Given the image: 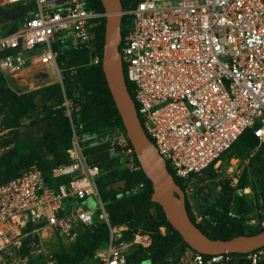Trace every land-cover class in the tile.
<instances>
[{
	"label": "built area",
	"instance_id": "1",
	"mask_svg": "<svg viewBox=\"0 0 264 264\" xmlns=\"http://www.w3.org/2000/svg\"><path fill=\"white\" fill-rule=\"evenodd\" d=\"M7 1H33L35 7L18 28L0 35V75L56 64L67 44L99 61L95 34L107 12L96 0ZM121 31L125 77L142 125L186 192L192 177L210 166L223 176L222 156L247 129L264 143V0H138L123 7ZM63 104L69 116L70 99ZM72 127L69 159L53 167L52 181L33 164L0 183V264H35L21 252L27 234L40 247L37 257L54 264L51 239L70 244L81 228L94 230L103 222L109 234L95 250L97 264H127L136 248L151 246L150 232L130 233L128 224L111 223L98 182L103 171ZM99 144L94 152L107 150L118 168L142 169L122 126L115 124ZM238 181L233 174L231 183ZM144 187L134 181L130 193ZM250 223L264 221L252 217ZM165 264H264V244L213 253L186 246L170 250Z\"/></svg>",
	"mask_w": 264,
	"mask_h": 264
},
{
	"label": "rangeland",
	"instance_id": "2",
	"mask_svg": "<svg viewBox=\"0 0 264 264\" xmlns=\"http://www.w3.org/2000/svg\"><path fill=\"white\" fill-rule=\"evenodd\" d=\"M35 7L33 1L0 0V35L18 28L24 17ZM97 62L92 60L83 50L73 44H67L61 49L56 64H36L19 72L0 75V81L10 86L18 93L27 95V103L31 106L43 105L44 102H61L67 97L71 101V114L67 120L71 126L72 139L77 137L85 147H100V142L106 137L103 135L106 127L90 131L87 123L77 111L82 97L77 91L75 83L76 70L88 68ZM75 74V75H74ZM43 102V103H41ZM58 107V106H57ZM11 120L5 123L6 114L0 112V166L6 164L14 156L18 146V131L24 126L25 109L19 100L8 103ZM42 144L44 151L56 163L66 162L69 151L61 135L43 132ZM40 154L36 151L21 157L17 163L5 170H0V182L18 174L22 169L33 164H39ZM222 177L216 171L209 169L196 174L191 179L185 197L189 202L190 213L193 218L206 231L225 236L239 233L255 232L264 228V224H252L250 220L255 217L257 221H264V148L254 144L248 133L237 140L231 149L223 156L220 163ZM237 174L239 181L233 185L231 176ZM128 190V189H127ZM152 212L155 205L150 206ZM24 227L22 233H27ZM27 234L23 239L30 237ZM74 242V241H73ZM71 242L50 240L49 252H66ZM180 244L174 249H180ZM29 254L37 258L40 252L36 239L32 236L27 241ZM95 257H86L80 264H97ZM137 264H140L139 262Z\"/></svg>",
	"mask_w": 264,
	"mask_h": 264
},
{
	"label": "trees",
	"instance_id": "3",
	"mask_svg": "<svg viewBox=\"0 0 264 264\" xmlns=\"http://www.w3.org/2000/svg\"><path fill=\"white\" fill-rule=\"evenodd\" d=\"M137 1L138 0H122L123 7L133 6ZM95 4L97 8L102 10L105 9L101 0H96ZM105 22L106 19H104L103 25L95 34L100 41V59L96 64H93L88 68L83 67L76 70L75 83L77 82L76 89L82 97L77 114H80L82 119L87 123L90 131L106 127V131L103 133V135L106 136L114 129L115 124H118L123 128L125 127L114 102L102 67V56L105 44ZM76 47L91 56L87 49L78 46ZM126 83L128 85V89L133 95L131 82L126 80ZM15 100H19L20 104L25 109L26 116L22 120L24 126H22L18 131V146L14 156L9 162L0 166V170L2 171L9 168L11 165L17 163L24 155H29L36 151L40 154V161L37 165L43 170L47 179L52 181L50 179L52 169L59 163L50 159L47 152L44 151L42 135L43 132L59 134L61 135L66 147H71L72 132L67 116L64 115L65 107L61 105V102L53 103L47 101L44 103L41 102L43 105L31 106L27 103V95L25 93H18L7 84L0 81V112L3 111V113L6 114L5 123H9L11 120L7 105L9 102ZM245 133L249 134L254 144L260 145V147L264 148V143L259 142V138L255 134L253 128L247 129L239 137V139ZM98 148L93 149L90 147L85 150L86 153L89 154L90 161H92V153ZM97 163L103 171L98 182L102 195L108 199L107 208L110 214L111 223L128 224L130 233L142 228L150 232L152 236L151 246L148 249L142 247L136 248L134 253L129 256L127 264H137L138 262L140 264H144L145 259L147 258L151 259V264H165V255L170 250H173L175 245L180 244V248L190 246L183 239L178 229H176L168 220L162 206L151 199L153 191L152 183L146 176L143 169H141L138 173H132L126 169H120L117 167L116 160L113 158H107ZM168 168L173 173L176 181L184 189V184L181 178L175 174L174 170L170 166H168ZM207 169L211 171L214 170L211 166ZM12 177H8L4 181H7ZM134 181H144L145 187L137 193H130V185ZM152 204L155 205L154 212L150 210V206ZM186 206L192 220L209 236L214 238L232 237L225 236L221 233L212 234L206 231L191 215L187 199ZM161 226L166 227V231L164 233L160 230ZM108 234L109 230L105 222L98 224L94 230L81 228L78 236L68 251L53 252L54 264H80L86 257L94 258L95 250L108 238ZM31 236L35 239L33 235ZM31 236L25 238L24 240V245L21 248V252L23 254H29L27 241L30 240ZM99 247H102V245ZM148 250L150 253L147 252ZM29 256L31 263H46L43 256L37 258H35L32 254H29Z\"/></svg>",
	"mask_w": 264,
	"mask_h": 264
},
{
	"label": "water",
	"instance_id": "4",
	"mask_svg": "<svg viewBox=\"0 0 264 264\" xmlns=\"http://www.w3.org/2000/svg\"><path fill=\"white\" fill-rule=\"evenodd\" d=\"M106 14L105 44L102 67L114 102L121 116L127 135L135 148L146 176L151 180V199L159 203L168 220L178 229L183 239L193 248L213 253L220 251L246 252L264 244V229L241 233L229 238H214L205 233L191 218L183 187L169 170L164 157L146 133L137 112L134 98L128 89L121 51L122 0H101ZM109 157L107 150L92 153L94 162Z\"/></svg>",
	"mask_w": 264,
	"mask_h": 264
},
{
	"label": "bare ground",
	"instance_id": "5",
	"mask_svg": "<svg viewBox=\"0 0 264 264\" xmlns=\"http://www.w3.org/2000/svg\"><path fill=\"white\" fill-rule=\"evenodd\" d=\"M102 247H99L98 249H101Z\"/></svg>",
	"mask_w": 264,
	"mask_h": 264
}]
</instances>
